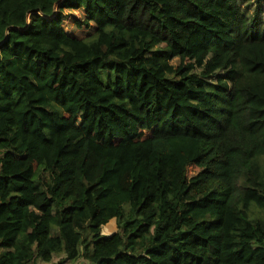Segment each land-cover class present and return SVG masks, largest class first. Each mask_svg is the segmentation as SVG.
<instances>
[{
	"label": "trees",
	"instance_id": "obj_1",
	"mask_svg": "<svg viewBox=\"0 0 264 264\" xmlns=\"http://www.w3.org/2000/svg\"><path fill=\"white\" fill-rule=\"evenodd\" d=\"M241 1L0 0V264H264V0Z\"/></svg>",
	"mask_w": 264,
	"mask_h": 264
},
{
	"label": "rangeland",
	"instance_id": "obj_2",
	"mask_svg": "<svg viewBox=\"0 0 264 264\" xmlns=\"http://www.w3.org/2000/svg\"><path fill=\"white\" fill-rule=\"evenodd\" d=\"M241 5L243 10L250 16L255 15L257 9L260 8L259 3L257 2V0H245L244 2L241 1ZM261 9L263 10V12L261 13V16L264 17V1L261 5ZM66 16V21L64 23V27L66 32L73 36L76 37L78 39H85V38H90L91 36H93L95 34V32L97 31V27L94 24H91L90 28L88 30L86 29H82L79 30L76 25H75V21L76 20H81L83 21L85 19V14L84 11L79 10V11H66L65 12ZM172 64L174 66H178L180 64L179 59H175ZM108 73L104 72L102 75V80L105 84L109 83V78H108ZM113 77H115L113 75ZM213 80H216V78H214ZM199 172V169L196 167H190L188 170V176L189 177H193L194 175H196ZM117 231V224L115 220H112L107 226H105L102 230V233L104 235H111L114 232ZM43 264V263H42ZM79 264V263H76Z\"/></svg>",
	"mask_w": 264,
	"mask_h": 264
}]
</instances>
